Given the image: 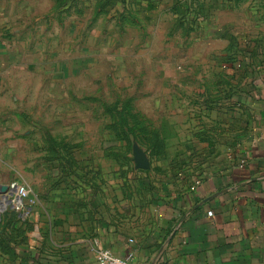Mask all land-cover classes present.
<instances>
[{
  "label": "rangeland",
  "instance_id": "374dc122",
  "mask_svg": "<svg viewBox=\"0 0 264 264\" xmlns=\"http://www.w3.org/2000/svg\"><path fill=\"white\" fill-rule=\"evenodd\" d=\"M233 1L0 0V195L27 187L22 213L64 192L110 197L137 245L167 183L252 135L264 0ZM6 211L0 228L19 241L27 217Z\"/></svg>",
  "mask_w": 264,
  "mask_h": 264
},
{
  "label": "crops",
  "instance_id": "0c3cea01",
  "mask_svg": "<svg viewBox=\"0 0 264 264\" xmlns=\"http://www.w3.org/2000/svg\"><path fill=\"white\" fill-rule=\"evenodd\" d=\"M246 1L236 0L241 5ZM260 84L249 86V99L258 97L260 109L252 135L228 150L218 167L202 177L186 175L167 183L151 206V227L133 236L137 245L127 243L133 222L118 224L110 197L101 201L95 195L64 192L61 207L54 204L21 213L31 231L19 241L17 232L9 235L2 225L4 264H98L97 247L118 257L133 253L135 264H264V85Z\"/></svg>",
  "mask_w": 264,
  "mask_h": 264
},
{
  "label": "built area",
  "instance_id": "2783aa9c",
  "mask_svg": "<svg viewBox=\"0 0 264 264\" xmlns=\"http://www.w3.org/2000/svg\"><path fill=\"white\" fill-rule=\"evenodd\" d=\"M28 197L27 187L16 183L11 184L8 186V191L0 195V214L6 211L9 206L16 209L18 213H22ZM95 254L98 264H135L133 253L128 254L126 257H118L108 249L97 247Z\"/></svg>",
  "mask_w": 264,
  "mask_h": 264
},
{
  "label": "water",
  "instance_id": "95a60500",
  "mask_svg": "<svg viewBox=\"0 0 264 264\" xmlns=\"http://www.w3.org/2000/svg\"><path fill=\"white\" fill-rule=\"evenodd\" d=\"M134 161H135L136 168L138 169L148 170L150 168V163L148 159L144 155H142L139 151L134 152ZM7 191H8L7 186L1 187L2 193H6Z\"/></svg>",
  "mask_w": 264,
  "mask_h": 264
}]
</instances>
